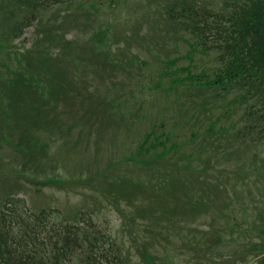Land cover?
Masks as SVG:
<instances>
[{"label": "rangeland", "instance_id": "374dc122", "mask_svg": "<svg viewBox=\"0 0 264 264\" xmlns=\"http://www.w3.org/2000/svg\"><path fill=\"white\" fill-rule=\"evenodd\" d=\"M224 1L44 0L29 12L0 0V205L19 194L34 213L89 212L124 264H258L264 135L259 126L244 134L254 116L244 118L237 90L215 98L189 89L186 69L209 81L220 63L169 18L180 2L217 11ZM26 20L21 36L14 28ZM175 143L188 167L175 175L183 188L157 193L153 174L168 177L166 148ZM160 153L155 166L141 162ZM119 176L138 187L118 192ZM130 203L159 223L135 208L131 218L148 230L123 234L117 208Z\"/></svg>", "mask_w": 264, "mask_h": 264}, {"label": "trees", "instance_id": "16d2710c", "mask_svg": "<svg viewBox=\"0 0 264 264\" xmlns=\"http://www.w3.org/2000/svg\"><path fill=\"white\" fill-rule=\"evenodd\" d=\"M20 4L28 8L35 7V3L28 0L20 1ZM169 8L170 20L196 35L197 44L203 50L215 51L220 63L209 81L204 80L203 75H186L184 78L190 84L189 89L195 87L200 91H212L215 98H222L220 92L222 95L232 94L237 90L240 93L234 101L245 105L244 118L254 116L253 124L244 126V134H251L249 129L256 130V126H259L258 133L264 135V0L224 1L217 11L183 2H180L176 11L171 6ZM30 24L28 21L20 26L27 27ZM19 27L14 28V31L18 32ZM166 66L164 75H169L170 62ZM174 147L166 148L169 157L164 159L170 168V173L167 172L169 178L162 179L159 169L153 174L156 181L152 184V190L157 193L183 188V180L176 179L175 175H183L182 170L188 167H180L177 160L183 158L179 153L182 151ZM29 148L30 145H26V152ZM136 153L142 155L140 151ZM160 157L161 153L156 159L153 157L141 162L146 166H155ZM115 181L112 184L125 186ZM125 183L134 187L130 182ZM116 190L124 192L123 189ZM186 200L190 208L194 207L188 196ZM133 205L130 203L117 208L122 219L123 234L133 225L148 230L146 224H136L135 218H131V212L136 208L131 209ZM195 205L200 206L201 203L196 202ZM140 207L135 210L141 220L159 223L160 217L141 215ZM90 217L91 213L82 211L69 219L60 209L32 213L24 200L8 198L0 212V264H124L125 258L120 248L92 224ZM161 217L169 220L168 214ZM140 257L145 261L144 255ZM146 262L153 264L150 257L146 258ZM258 264H264V256Z\"/></svg>", "mask_w": 264, "mask_h": 264}]
</instances>
